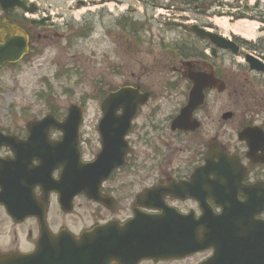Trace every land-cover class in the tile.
<instances>
[{
	"label": "flooded vegetation",
	"instance_id": "af4514ba",
	"mask_svg": "<svg viewBox=\"0 0 264 264\" xmlns=\"http://www.w3.org/2000/svg\"><path fill=\"white\" fill-rule=\"evenodd\" d=\"M128 1L131 14L139 15L135 17L136 23L153 15L149 8H162L161 0ZM101 3L107 4V1L101 0ZM140 3L144 8L138 5ZM39 10L37 8L36 13ZM103 14H100L101 18L105 17ZM3 17L20 26L27 34V56L43 50L46 45H56L57 39L66 37L59 30L69 25L67 22L57 21L50 14L30 17L17 8L8 13L0 11V18ZM81 22L80 25L85 23V17ZM132 23L131 18L128 27L133 31L134 43L144 45L146 29L138 24L140 27L136 34L135 24ZM205 25L211 26L209 22L202 24ZM179 35V39L173 44H163L165 40L162 36V72L159 75H149L147 69H142L140 75H131L132 81L112 88L116 90L121 86L131 85L146 92L149 97L145 104L139 106L124 136L127 144L126 159L99 186V194L106 203L96 202L86 193L79 192L75 194L71 204L63 207L60 194L64 187L70 192L83 185L97 186L103 173L87 172L85 165L95 160L93 157L80 159V162L67 159L70 163L66 166L56 163L49 177L35 181L26 193L15 196V203L9 208L0 201V256L33 252L43 232L56 234L69 229L79 235L112 219L125 222L133 217L135 211L159 214L162 206H165L175 208L181 214L195 213L199 216L200 204L193 195L200 193L207 195V203L219 214L223 209L216 204V201H220L219 198L215 201V196H218L216 192L228 195L230 203L227 208L231 209L233 203L244 200L245 190L262 188L264 73L237 65L240 69H245V74L234 75L230 50L217 48L208 39L198 38L188 27ZM236 42L243 47V41L236 39ZM262 58L264 59V52ZM194 87L201 91L203 103L193 110L185 124L175 127L173 122L187 105ZM109 91L111 89L106 92ZM79 105L85 113V105ZM116 112L120 114L121 110ZM66 113L67 110L65 113L53 112L59 121L64 120ZM103 117L100 105V115L96 117L98 136L94 157L102 151L103 137H109V128H116L114 124L103 123ZM112 135L117 137L118 132H112ZM50 136L53 139L61 137L55 131ZM87 142L82 124V154ZM11 157L7 149L0 150V195L13 193L19 187L15 184L13 188L14 182L7 180L8 173L19 175L26 169L29 176L32 174L31 170L37 169L39 165L37 159L26 166L7 165L4 161L11 160ZM118 160L120 159H102L101 170ZM46 169H42L41 174H45ZM62 175L67 179L65 185L61 182ZM172 185L177 187L172 188ZM161 187H167L168 190L163 195ZM3 197L11 199L8 195ZM236 209L237 205L234 207ZM255 217L263 219L264 213L256 214ZM211 254L212 250L194 254L188 259L204 255L195 263L199 264ZM146 262L162 263H143Z\"/></svg>",
	"mask_w": 264,
	"mask_h": 264
},
{
	"label": "rangeland",
	"instance_id": "374dc122",
	"mask_svg": "<svg viewBox=\"0 0 264 264\" xmlns=\"http://www.w3.org/2000/svg\"><path fill=\"white\" fill-rule=\"evenodd\" d=\"M78 1L39 0L42 6L59 13V16L55 15L57 21L69 23L68 27L59 30L66 37L57 39L56 45L52 43L36 54L34 52L16 67L5 66L0 69V129L20 135L25 132L28 122L43 117L50 110L65 113L70 104L82 103L85 105L83 131L88 138L84 156L91 159L97 151L96 117L100 115L101 96L109 89L132 81L131 75H140L142 69H147L149 75H159L162 72V36L165 40L163 44H173L179 39L181 30L176 27L177 32L169 26L159 28L161 24H158V20L151 19L153 26L147 29L144 39L146 44L138 46L134 43L135 38L127 26V20L122 19L124 25H120L112 20L107 14L108 10L100 6L101 3L94 0L88 5L91 9H88L80 8ZM185 1L187 0H161L162 5L171 4L176 11L174 14L164 10L168 15L163 20L167 23L169 16H173L181 22L194 21L201 25L209 21L219 32L233 36L232 31H224L218 24V20L223 18H228L230 24L236 20L230 19L234 16L230 11L233 0H210L213 3L209 7L199 2V11L192 7L177 12L178 7H188ZM248 2L249 0H238L234 7L240 6L243 9V3ZM138 5L144 8L142 3ZM261 7L264 9V5L261 4ZM149 11L152 12L153 9L149 8ZM99 13H104L105 17L101 18ZM115 13L120 14V11L115 9ZM247 14L256 13L249 11ZM84 17L86 21L82 35L79 32V27L82 26L76 22ZM258 21L259 31L257 30L255 40H245L264 48V14ZM91 27L92 31L89 32ZM256 52L261 57L262 51L256 49ZM230 62L232 74H245V69L237 66L244 65L243 55L231 56ZM58 63L60 64L57 65ZM201 257L203 255L159 264H195Z\"/></svg>",
	"mask_w": 264,
	"mask_h": 264
},
{
	"label": "water",
	"instance_id": "95a60500",
	"mask_svg": "<svg viewBox=\"0 0 264 264\" xmlns=\"http://www.w3.org/2000/svg\"><path fill=\"white\" fill-rule=\"evenodd\" d=\"M17 4L24 6L26 2L0 0L5 10ZM191 30L234 53L239 52L234 42L217 34L197 25ZM19 32L17 27L0 22V66L5 62H17L27 52L26 37L20 36ZM245 57L251 69L264 71V64L250 55ZM132 93L130 88L110 93L103 103L104 109H108L106 117L112 119V109L123 108V116L129 124L138 104L145 100L135 93L138 97L130 102ZM123 98H126L125 103H120ZM198 98L201 100L200 96ZM80 116L73 110L62 124L50 116L31 122L27 125L29 137L25 141L0 132V147L9 146L17 159H64L69 151L71 153V138L78 136L76 123H80ZM52 127L63 132L64 140L60 146L48 140V131ZM55 150H62V155L52 154ZM211 247L216 251L215 256L202 264H219L227 259L228 264H264V221L255 224L245 219L241 225L231 227L223 217L214 218L205 211L193 224H186L175 211L165 210L159 216L137 215L125 225L112 222L100 225L78 238L67 233L49 238L43 236L33 254L4 256L0 258V264H137L143 259H180Z\"/></svg>",
	"mask_w": 264,
	"mask_h": 264
},
{
	"label": "bare ground",
	"instance_id": "6f19581e",
	"mask_svg": "<svg viewBox=\"0 0 264 264\" xmlns=\"http://www.w3.org/2000/svg\"><path fill=\"white\" fill-rule=\"evenodd\" d=\"M218 24L224 31L230 30L233 33L241 35L247 39H254L257 35L256 29L258 28V23L250 20L241 19L233 24H230L229 19L223 18L218 20Z\"/></svg>",
	"mask_w": 264,
	"mask_h": 264
}]
</instances>
